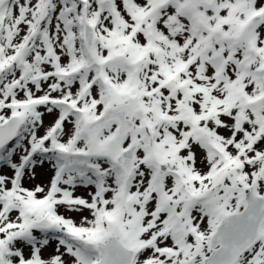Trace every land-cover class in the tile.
Masks as SVG:
<instances>
[{
	"label": "snow or ice",
	"instance_id": "obj_1",
	"mask_svg": "<svg viewBox=\"0 0 264 264\" xmlns=\"http://www.w3.org/2000/svg\"><path fill=\"white\" fill-rule=\"evenodd\" d=\"M0 264H264V0H0Z\"/></svg>",
	"mask_w": 264,
	"mask_h": 264
},
{
	"label": "rangeland",
	"instance_id": "obj_2",
	"mask_svg": "<svg viewBox=\"0 0 264 264\" xmlns=\"http://www.w3.org/2000/svg\"><path fill=\"white\" fill-rule=\"evenodd\" d=\"M48 176H49V174H47V173L41 171L40 169H38V170H37V178H36V180H35L33 183H40V182H44V183H46L47 180H48ZM26 186H30V185H26ZM77 194H78V195H79V194H84V193H83V190H81V191L78 192ZM52 243H53V245H54L55 242H52ZM52 250H53V248H52V247H49V248L47 249V251L44 253V255L47 256L48 253H50Z\"/></svg>",
	"mask_w": 264,
	"mask_h": 264
}]
</instances>
